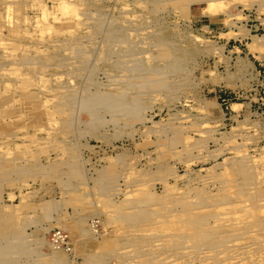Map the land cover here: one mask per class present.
Instances as JSON below:
<instances>
[{"label": "rangeland", "instance_id": "rangeland-1", "mask_svg": "<svg viewBox=\"0 0 264 264\" xmlns=\"http://www.w3.org/2000/svg\"><path fill=\"white\" fill-rule=\"evenodd\" d=\"M0 212V264H264V0H0Z\"/></svg>", "mask_w": 264, "mask_h": 264}, {"label": "bare ground", "instance_id": "bare-ground-1", "mask_svg": "<svg viewBox=\"0 0 264 264\" xmlns=\"http://www.w3.org/2000/svg\"><path fill=\"white\" fill-rule=\"evenodd\" d=\"M261 169H262V168H261ZM199 195H200V194H199ZM215 195H216V194H215ZM163 198H164V197H163ZM226 198H227V196H226ZM212 203H213V202H212ZM213 204H214V203H213ZM216 204H217V203H216ZM208 206H209V205H208ZM262 206H263V205H262ZM155 208H156V207H155ZM180 208H181V206H180ZM161 209H162V208H161ZM184 210H185V209H184ZM186 210H187V209H186ZM186 210H185V211H186ZM154 211H156V210H154ZM157 211H158V210H157ZM0 213H1V212H0ZM8 213H9V212H8ZM152 213H153V212H152ZM156 213H157V212H156ZM218 214H219V213H218ZM8 215H9V214H8ZM203 215H204V214H203ZM216 215H217V214H216ZM154 216H155V215H154ZM154 216H153V217H154ZM207 216H208V215H207ZM6 217H7V216H6ZM6 217H4V218H6ZM2 218H3V217H2ZM2 218H1V220H0V224H1V225L4 223V222L2 223V221L4 220V218H3V219H2ZM146 218H147V217H146ZM148 218H149V217H148ZM160 218H161V217H160ZM202 218H204V217H200V216H199V217H197L196 220H194V221L198 223V222H200V221L202 220ZM220 218H221V217H220ZM223 218H225V217H223ZM6 219H8V217H7ZM163 220H164V219H163ZM163 220H162V221H163ZM140 221H142V220H140ZM156 222H157V221H156ZM191 222H192V221H191ZM191 222H190V225H191ZM202 222H203V221H202ZM222 222H223V221H222ZM10 223H11V222H10ZM7 224H8V223H7ZM7 224H6V225H7ZM6 225H5V226H6ZM3 226H4V225H3ZM2 231H3V230H2ZM10 263H11V262H10ZM12 263H14V262H12ZM14 264H16V263H14Z\"/></svg>", "mask_w": 264, "mask_h": 264}]
</instances>
